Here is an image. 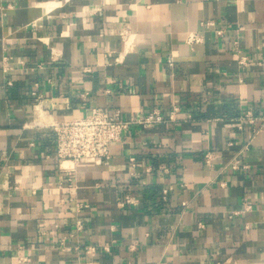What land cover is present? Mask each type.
<instances>
[{"label": "crops", "instance_id": "crops-1", "mask_svg": "<svg viewBox=\"0 0 264 264\" xmlns=\"http://www.w3.org/2000/svg\"><path fill=\"white\" fill-rule=\"evenodd\" d=\"M155 105L179 111L58 166L49 122ZM0 264H264V0H0Z\"/></svg>", "mask_w": 264, "mask_h": 264}, {"label": "built area", "instance_id": "built-area-1", "mask_svg": "<svg viewBox=\"0 0 264 264\" xmlns=\"http://www.w3.org/2000/svg\"><path fill=\"white\" fill-rule=\"evenodd\" d=\"M34 26L35 24L32 23ZM206 26H214L213 20L205 22ZM217 34H222V28L216 29ZM125 35V32H122ZM200 36L197 33H189L187 35L188 42H198ZM54 53V52H53ZM52 59L54 57L52 56ZM245 57H240L239 63L244 64ZM168 62H172L171 58ZM6 69V68H5ZM50 80V79H48ZM7 84H11L10 80H7ZM37 85V83H35ZM34 95V112L39 115L45 114V109L41 108L42 96L36 91H32ZM42 111V112H41ZM179 107L173 105L167 115H164L159 106L155 105L145 113H135L130 117L125 116L122 110L118 107L107 106H93L90 108L89 113L84 116L73 117L63 121H51L48 123L54 129L55 132V157L58 160V166L63 171L74 170L77 164H107L112 156L111 148L113 144L122 143L124 133L127 130L133 128H147L152 125L162 124L175 119V115L178 113ZM242 119L252 122L254 116L250 111L246 112ZM214 154L211 151H207L203 154V160L206 164L210 165ZM129 161L132 168L137 166V160L134 156L129 157ZM233 168L239 167L238 160L232 162ZM149 167H146V171H149ZM72 182V178H68ZM172 189L171 186L164 187L162 189V197L166 199L168 192ZM138 199L126 194L119 202L122 206L126 203H135ZM87 205L83 202L75 203L76 221L75 232H79L83 229V220L81 219L80 212ZM253 204L249 199H243L242 208L231 210L228 216L245 213L252 209ZM202 226V224H199ZM41 229V230H40ZM40 232L44 233L45 228H40ZM73 235L71 232L70 236ZM65 238L60 241V247L65 248ZM86 252H94V245L88 244L85 247ZM108 250L107 246H104Z\"/></svg>", "mask_w": 264, "mask_h": 264}]
</instances>
